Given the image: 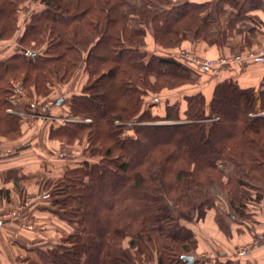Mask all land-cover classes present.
<instances>
[{"label": "trees", "instance_id": "1", "mask_svg": "<svg viewBox=\"0 0 264 264\" xmlns=\"http://www.w3.org/2000/svg\"><path fill=\"white\" fill-rule=\"evenodd\" d=\"M227 1L0 0V43L18 36L17 49L0 60V137L16 139L28 123L6 113L9 80L21 76L40 105L83 66L80 90L50 114L91 119L49 123L50 140L83 147L84 158L50 180V205L70 231L19 264H187L182 256L233 264L196 258L190 224L211 211L228 234L261 200L264 115L256 114L255 89L227 79L208 104L196 92L183 98V110L164 100L159 114L146 101L195 84L200 67L148 50L145 38L162 50L186 39L215 43ZM259 97L264 110V90Z\"/></svg>", "mask_w": 264, "mask_h": 264}, {"label": "crops", "instance_id": "2", "mask_svg": "<svg viewBox=\"0 0 264 264\" xmlns=\"http://www.w3.org/2000/svg\"><path fill=\"white\" fill-rule=\"evenodd\" d=\"M224 10V14L214 25L216 42L192 43V50L206 56L196 55V57L215 59L235 52L257 51L264 47V0H233L231 3L227 1L224 3ZM28 14L29 12L25 13L24 21L28 18ZM16 38L18 36L10 42L0 43V60L17 49ZM149 38L152 41L151 37ZM169 53L178 55V52L172 51L166 54ZM210 72L211 74H201L193 85L163 92L159 97H164L165 101L169 102H180L183 110L185 107L183 98L201 92L208 104L216 84L231 79L242 88L255 89V109L260 110L259 92L264 90V60L252 61L246 65L232 64ZM80 83L78 90L82 86L83 79ZM60 101L59 99L58 102ZM49 123L50 121H45V124L41 121L36 126L27 125L23 128L26 126L25 123L18 138L8 140L0 137V213L5 210L11 212L21 203L27 202L28 205L25 207L27 217L22 219L30 220L34 224L32 230H27L21 227L20 217L2 221L0 264H19L18 259L28 255L29 250L42 247L41 243L49 246L51 240L60 238L61 230H66L65 227L69 233L70 227L60 219H53V214L48 212L47 197L41 199L37 180L46 175L50 179L61 175L72 167L69 163L78 159L79 152L77 153L76 150L78 147L60 148L59 142L50 140ZM41 138H44L45 149L34 150ZM64 147L65 150L68 149V156L64 159L57 158L59 154L57 150ZM7 174L11 175L10 179H6ZM6 190L9 192L8 198H6ZM213 217V212L209 211L202 220L191 226L197 240L196 258L230 260L233 264H264V244L250 246L254 233L264 231V190L261 200L252 210V215L237 223H231L228 234L217 228ZM40 222L42 225L39 228ZM40 229L42 231H39ZM50 230H53L54 234L51 233L47 238L45 235L50 233ZM24 240L27 245L23 244Z\"/></svg>", "mask_w": 264, "mask_h": 264}, {"label": "rangeland", "instance_id": "3", "mask_svg": "<svg viewBox=\"0 0 264 264\" xmlns=\"http://www.w3.org/2000/svg\"><path fill=\"white\" fill-rule=\"evenodd\" d=\"M171 2H174V1H176V0H170ZM30 6H32L31 4L30 5H27V7L29 8ZM26 7V8H27ZM26 13H27V11H26ZM145 43H146V48L148 49V50H150V51H152V52H156V53H160V54H166L167 52H180V51H185V52H187V53H189V54H192L193 56H203V55H199V54H197L196 53V51L195 50H192V43L193 42H197V41H192L191 42V40H188V39H186V40H184V41H182L180 44H179V46L177 47V48H174V49H172V48H170L169 50H162V49H160L159 48V46H157V45H155L151 40H150V38H149V36H147L146 38H145ZM195 51V52H194ZM248 52V50H246V51H242V52H235L234 54H231V55H237V54H245V53H247ZM169 54H172V55H174V56H177L178 57V55H177V53H169ZM231 55H229V56H231ZM203 57H206V56H203ZM223 57H228V56H226V55H223ZM220 58V56H218L217 58H215V59H219ZM205 59H208V60H214V59H209V58H205ZM83 69V66H81V67H79L77 70H76V72H75V74H74V76L71 78L72 80H70L69 82H67L66 84H64L62 87H56V88H54L53 90H52V93L48 96V99L47 100H45V102H43L42 104H40V105H37V110L38 109H40V107H42V106H45V104L49 101V100H55V104H56V101H58L59 99L62 101L63 99H66V98H68L72 93H74V92H78L79 90H78V88H79V84H81L80 82H82V79H83V81L85 80V73H84V71L82 70ZM201 74H211V72H210V69H206V68H202V67H200L199 69H197V76H198V78H200V75ZM11 80H22V83H23V76H21V77H18V78H11L10 80H9V84H10V81ZM24 86V85H23ZM25 87V86H24ZM25 89H26V92H27V97H28V99L30 98V100H32V102H33V97H31V96H29V93H28V90H27V88L25 87ZM26 97V98H27ZM164 97H159V95L157 96V97H154V96H152V97H150L149 99H147L146 101H147V104L148 105H150L151 106V108H152V111L154 112V113H156V114H159V113H161L162 112V105H163V103H164ZM156 103V105H154ZM53 107L54 106H52L51 108H49L50 110H47L46 111V114H50V112L52 111V109H53ZM27 109H30L31 110V107L30 106H27ZM58 109V108H57ZM54 110L55 111H58V110H56V107L54 108ZM25 111H27L26 110V105H25ZM257 112H256V114L257 115H264V110H256ZM52 114V113H51ZM55 113H53L52 115H54ZM68 114H70V113H68ZM72 114V113H71ZM55 115H57V114H55ZM250 115H253V113H251ZM80 117V116H79ZM232 117V115L231 116H229V118H231ZM81 118V117H80ZM82 119V122L83 123H89V124H91V119L90 118H81ZM85 120V121H84ZM44 122V124H45V121H50V120H45V119H39L36 123H34L32 126H36V124L38 123L39 124V122ZM53 122H55V121H53ZM81 122V123H82ZM171 122V121H170ZM160 123H164V122H160ZM169 123V122H168ZM27 125H29V123H27L26 124V126L25 127H23V128H26L27 127ZM29 127V126H28ZM31 129L33 128V127H30ZM130 127H127L126 126V129L125 130H127V129H129ZM30 130V129H29ZM45 132V131H44ZM24 136H26V135H23V137ZM157 137V136H156ZM44 138H41V140H40V143L39 144H36V146H35V148H34V150H39V151H41V149H45V145H44V140H43ZM58 145V144H57ZM59 146H60V148L61 147H63V145L62 144H59ZM74 147H78L76 150H77V153H78V155H79V157H78V159L76 160V161H72V162H70L69 164H70V166L72 165H75L76 163H78V161L79 160H82V158H84L83 157V147L82 146H74ZM59 153H61V152H64L65 154H67L68 155V149L67 150H65V147L64 148H62V149H60V150H57ZM58 154V153H57ZM59 155V154H58ZM57 156V155H56ZM82 156V157H81ZM57 158H59V157H57ZM61 159H64V158H61ZM41 165H42V161H41ZM220 167H221V165H220ZM230 170L231 169H229L228 171H227V174H229L230 173ZM24 176H26V175H24ZM29 176V175H28ZM60 176V175H59ZM50 180H52V179H50V177L49 176H42L41 177V179L39 180H37V184L39 185V187H40V197H41V199H42V197L44 198V197H47V202H48V206H47V210H48V212L49 213H52V214H50V216L52 215V217H53V219H62V214H63V211H61L57 206L55 207V206H51L50 205V203H51V201L52 200H54V195H53V188L50 186V182H52V181H50ZM28 205V203L27 202H23V203H21L20 204V206L19 207H17L15 210H13V211H11L10 212V210H5V211H2L1 213H0V225H1V223H2V221H4V220H7V219H14L15 217H20L21 218V221H20V225H21V227L22 228H27V230H32V228H34V224L33 223H31V221L30 220H25V219H22V218H24V217H27L26 215L27 214H25V212H26V209H25V207ZM20 213V214H19ZM19 214V215H18ZM198 218V216L197 215H195L194 216V219H193V223H191L190 225L192 226V225H194L195 223H198L200 220H202V219H197ZM52 224V223H51ZM41 222H40V224H39V228L41 227ZM67 225V224H66ZM65 226V225H64ZM36 228V227H35ZM66 228V230H61V232H62V236L60 237V238H57V239H54V240H51L50 241V243H49V245H52V244H56L57 242H59L60 241V239L62 238V237H64V235H66V233H67V227H65ZM70 229V228H69ZM68 229V230H69ZM39 231H42V229H40ZM51 232L50 233H47L45 236H47V238L48 237H50V234L52 233V235L54 234L53 233V230H50ZM70 231V230H69ZM60 232V233H61ZM64 232V233H63ZM57 237H59V236H57ZM46 238V237H45ZM23 244L24 245H27L26 244V241L24 240L23 241ZM40 246H42V247H40L41 249H45V248H47V247H49L46 243L45 244H43V243H41L40 244ZM45 247V248H44ZM25 256H30V257H33L34 256V252H31L30 250H29V254L28 255H25Z\"/></svg>", "mask_w": 264, "mask_h": 264}, {"label": "built area", "instance_id": "4", "mask_svg": "<svg viewBox=\"0 0 264 264\" xmlns=\"http://www.w3.org/2000/svg\"><path fill=\"white\" fill-rule=\"evenodd\" d=\"M264 45V40H263ZM178 57L187 60L202 68H221L232 64L246 65L249 62L264 60V47L257 51H248L245 54L231 55L228 57H220L219 59L208 60L202 59L185 51H180ZM27 92L23 86L22 80H11L10 81V94L8 96V106L6 108V113L11 115H18L25 117L28 120L29 125H33L39 119H45L50 121L59 122H82V119L78 115L74 114H62V115H52L46 114L47 110H50L52 106L55 105V100H49L45 106L40 107L37 110V104L32 102L30 98L28 99ZM57 103V101H56ZM25 105L31 107L30 111H25ZM85 121V120H84ZM118 124V122H116ZM134 123L128 122L125 125L131 127ZM68 155L64 152L59 153V158H66ZM264 244V231L254 233L253 239L250 246L256 247Z\"/></svg>", "mask_w": 264, "mask_h": 264}, {"label": "water", "instance_id": "5", "mask_svg": "<svg viewBox=\"0 0 264 264\" xmlns=\"http://www.w3.org/2000/svg\"><path fill=\"white\" fill-rule=\"evenodd\" d=\"M182 259L187 261V264H191L193 261V257L191 256H182Z\"/></svg>", "mask_w": 264, "mask_h": 264}]
</instances>
